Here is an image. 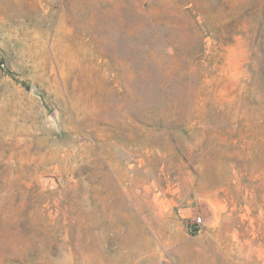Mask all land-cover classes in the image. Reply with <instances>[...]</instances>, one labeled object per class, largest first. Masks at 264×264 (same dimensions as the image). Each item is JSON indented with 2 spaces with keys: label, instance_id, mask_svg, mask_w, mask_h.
Masks as SVG:
<instances>
[{
  "label": "rangeland",
  "instance_id": "obj_1",
  "mask_svg": "<svg viewBox=\"0 0 264 264\" xmlns=\"http://www.w3.org/2000/svg\"><path fill=\"white\" fill-rule=\"evenodd\" d=\"M0 264H264V0H0Z\"/></svg>",
  "mask_w": 264,
  "mask_h": 264
},
{
  "label": "built area",
  "instance_id": "obj_2",
  "mask_svg": "<svg viewBox=\"0 0 264 264\" xmlns=\"http://www.w3.org/2000/svg\"><path fill=\"white\" fill-rule=\"evenodd\" d=\"M199 223H201L202 222V219L201 218H198V220H197Z\"/></svg>",
  "mask_w": 264,
  "mask_h": 264
}]
</instances>
